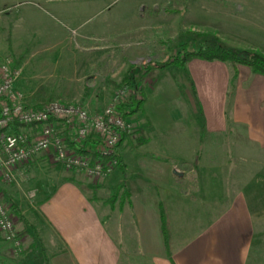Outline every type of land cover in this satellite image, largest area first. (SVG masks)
<instances>
[{
    "label": "rangeland",
    "instance_id": "1",
    "mask_svg": "<svg viewBox=\"0 0 264 264\" xmlns=\"http://www.w3.org/2000/svg\"><path fill=\"white\" fill-rule=\"evenodd\" d=\"M205 37L216 38L223 46L242 54L257 52L264 56V0H0V61L11 59V68L19 71L15 88L27 105L59 102L98 113L112 104L121 90V106L129 108L131 100H145L143 112L128 111L127 119L133 123L134 131L116 149L115 158L122 164L118 162L110 176L94 180L81 172L65 171L47 154L39 155L41 169L34 173L31 182L26 175L36 165L22 166L20 176L11 180L0 176V196L10 209L15 229H21L27 221L21 212L23 220L12 210L13 201L8 194L17 191L22 182H30V188L42 184L50 187L55 177L68 176L82 185L91 200L105 207L113 204L118 208L121 204L122 208L130 197L152 201L157 191L150 183L162 184L149 177L141 178L142 170L157 174L164 167V162L151 160L143 153L160 156L171 150L174 155L180 151L184 154L194 148L196 139V152L203 154L205 145L199 143L206 137L198 126L204 111L207 123L217 122L227 79L215 67L197 68L196 64L201 63L197 59L187 64V72L172 63L163 65L172 62L183 43L196 49ZM197 74L200 80L196 84L193 76ZM127 77L132 78L133 87L120 88ZM234 79L231 77L230 88L235 87ZM230 96L227 95L229 99ZM233 131L209 137L213 147L219 149L213 157L217 171L222 170L225 159L221 145L232 156ZM141 137L149 141L142 148L138 147ZM229 161L232 171L240 169L239 164L247 166L236 158ZM196 162L200 167L204 164L200 158ZM184 166L180 169L185 172L194 170ZM197 173L198 170L191 172L186 182L192 186L199 182L198 199L190 205H179L177 199L170 202L179 225L186 218L205 219L213 211L207 207L203 183L207 179ZM213 176L216 187L221 182L229 185L235 179ZM261 190L263 203L264 182ZM18 193L24 198L23 193ZM33 230L29 240L35 241L37 233ZM41 242L37 238L35 247L30 245L29 250L38 251L47 263L44 253L50 247L44 250ZM23 246L24 254L27 245ZM0 249L7 250L1 240ZM4 254L7 258L0 257V264H14L20 259L7 251Z\"/></svg>",
    "mask_w": 264,
    "mask_h": 264
},
{
    "label": "crops",
    "instance_id": "2",
    "mask_svg": "<svg viewBox=\"0 0 264 264\" xmlns=\"http://www.w3.org/2000/svg\"><path fill=\"white\" fill-rule=\"evenodd\" d=\"M196 67L206 70L215 67L227 79L224 104L217 122L207 123L204 111V119L198 126L206 137L199 143L205 145L203 154L196 152V139L194 148L184 154L180 151L174 155L171 150L160 156L143 153L151 160L164 162V167L157 174L149 169L142 170L141 178L149 177L162 184L150 183L157 191L152 201L147 203L130 197L122 208L121 204L118 208L113 204L105 207L91 200L82 185L68 176L55 177V183L50 187L42 184L30 188L34 173L41 169L39 156L36 157L31 164L36 166L26 175L30 182L18 184L17 191L8 194L27 221L21 229L16 226L24 240L22 248L25 244L27 250L24 254L20 252V259L14 264H264V201H261L264 182V77L242 65L237 66L234 75L227 63L217 61L201 60ZM231 77H235L234 88H230ZM195 78L193 76L197 84L200 77L197 74ZM231 129L234 130L230 140L232 156H228V150L221 145V156L225 159L222 170L217 171L218 164H213V157L214 151L219 149L213 147L215 144L209 137L225 135ZM148 142L138 147L142 148ZM199 158L204 162L201 167L196 162ZM231 158L247 166L239 164L240 169L232 171L229 167ZM184 164V167L194 170H181ZM195 170L199 171L197 176L207 179L203 180L207 184L204 185L207 207L213 211L205 219L186 218L179 225L172 215L170 202L177 199L179 205H190L198 199L199 182L193 186L186 182V177ZM217 174L228 179L235 177L234 182L229 185L221 182V186L216 187L213 175ZM14 176H20V169L14 171ZM18 192L23 193L24 198ZM161 203L166 206L170 226V257L160 232L158 208ZM33 229L43 242L44 250L46 246L50 247V251L44 253L47 263L42 261L38 251L29 250L30 245L35 247L37 243V238L29 240ZM0 240L7 248L4 251L8 252L9 246L1 236ZM0 250V257H6V251Z\"/></svg>",
    "mask_w": 264,
    "mask_h": 264
},
{
    "label": "built area",
    "instance_id": "3",
    "mask_svg": "<svg viewBox=\"0 0 264 264\" xmlns=\"http://www.w3.org/2000/svg\"><path fill=\"white\" fill-rule=\"evenodd\" d=\"M11 66L9 58L0 61V176L11 180L16 169L32 164L41 154L50 156L63 170L81 172L89 179L110 176L118 165L116 149L134 131L133 123L119 109L124 90L98 113L59 102L29 106L15 88L19 71ZM87 139L93 141L87 153L76 150ZM0 236L9 246V255L19 256L22 239L1 196Z\"/></svg>",
    "mask_w": 264,
    "mask_h": 264
},
{
    "label": "trees",
    "instance_id": "4",
    "mask_svg": "<svg viewBox=\"0 0 264 264\" xmlns=\"http://www.w3.org/2000/svg\"><path fill=\"white\" fill-rule=\"evenodd\" d=\"M207 38V37H205ZM188 45V46H187ZM181 47V52H178L175 57H173L172 62L168 64H164L163 67H167L171 63L175 65L178 69L186 72V65L189 61L193 59H199L206 62H221V63H227L230 65V67L233 69L234 75L236 74V68L239 65L246 66L250 68V70L254 74H258L264 77V56L257 52H249L246 54L239 53L236 50H230L227 47L223 46L220 41L216 38H207L203 42L199 44V46L196 49H191L189 47V44L183 43ZM122 86L126 89L129 87H133V80L131 77H127L124 82L122 83L120 88ZM119 88V89H120ZM144 103L143 98L139 101H130V107L128 108L126 105H120V113L123 115L124 118H127L131 112H143L142 105ZM129 111V113H128ZM133 112V113H134ZM16 130V128H14ZM129 135L124 136L121 143L128 137ZM139 140V139H138ZM145 142L143 137L140 138L139 143L142 144ZM69 146L73 147V144H71L70 140H68ZM139 144V145H140ZM93 145V141L90 139H87L83 147L80 146V149H77L81 153H87V148H90ZM118 146V147H119ZM84 150V151H83ZM120 164H122L121 160H118ZM122 171L124 169V166L121 167ZM12 210H14L15 214H17L21 220L23 218L19 215V211L17 207L14 204H11ZM158 219H159V226H160V232L163 238L164 242V248L166 253L168 254V257L171 255V235H170V226L167 216V210L166 206L161 203L158 208Z\"/></svg>",
    "mask_w": 264,
    "mask_h": 264
}]
</instances>
